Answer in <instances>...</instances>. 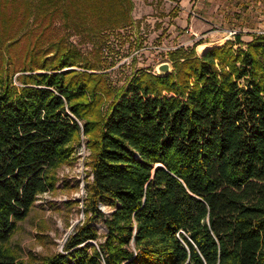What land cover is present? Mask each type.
Masks as SVG:
<instances>
[{"label": "trees", "instance_id": "trees-1", "mask_svg": "<svg viewBox=\"0 0 264 264\" xmlns=\"http://www.w3.org/2000/svg\"><path fill=\"white\" fill-rule=\"evenodd\" d=\"M133 8L0 0V264H31L9 241L82 135L86 218L37 264H264V36L201 54V42L179 46L169 74L141 70L115 89L53 38L58 20L99 32L129 23Z\"/></svg>", "mask_w": 264, "mask_h": 264}, {"label": "rangeland", "instance_id": "rangeland-1", "mask_svg": "<svg viewBox=\"0 0 264 264\" xmlns=\"http://www.w3.org/2000/svg\"><path fill=\"white\" fill-rule=\"evenodd\" d=\"M133 2L132 20L120 28H103L99 32L89 28L78 33L67 31L58 20L54 29L53 38L63 39L64 43L78 49L85 61L94 66L95 70L92 72L104 75L112 89L124 86L141 70L157 73V67L163 62H169L172 71V63L167 56L170 51L179 46L191 48L196 42L210 41L203 37L206 31L192 34L193 29L191 30L187 19L194 17L201 20L200 11L189 6L187 1L186 12L177 5L179 0ZM241 27L233 29L239 34ZM248 29H253L251 24L246 28ZM242 35L249 36L242 39L247 43L256 36H264V33L248 32ZM197 51L202 53L199 46ZM22 59L18 58L15 68L22 63ZM73 68L81 70L80 67ZM8 69L12 73L14 67ZM21 73L18 71L13 74L15 85L19 84L17 78ZM76 148L71 161L56 170L55 190L39 197L27 218L19 222L10 239L8 246L20 260L37 264L44 256L62 252L68 236L85 220L84 209L88 194L86 185L92 180L91 149L87 146L86 136H81ZM101 209L106 213L110 210L106 206H101ZM95 226L103 241L105 226L101 221H97Z\"/></svg>", "mask_w": 264, "mask_h": 264}, {"label": "crops", "instance_id": "crops-1", "mask_svg": "<svg viewBox=\"0 0 264 264\" xmlns=\"http://www.w3.org/2000/svg\"><path fill=\"white\" fill-rule=\"evenodd\" d=\"M186 1L189 6L200 11L201 20L194 17L187 19L193 29L192 34L206 31L203 37L210 39L199 46L207 45L211 48L224 44L227 32L238 26H242L239 34L243 40L249 36L242 33H264V0H179L183 12L187 11ZM249 24L253 29L246 30Z\"/></svg>", "mask_w": 264, "mask_h": 264}, {"label": "water", "instance_id": "water-1", "mask_svg": "<svg viewBox=\"0 0 264 264\" xmlns=\"http://www.w3.org/2000/svg\"><path fill=\"white\" fill-rule=\"evenodd\" d=\"M199 49H201V51H204L207 49V46H199ZM171 72V65L169 62H163L161 63L158 67H157V74L158 75H167Z\"/></svg>", "mask_w": 264, "mask_h": 264}, {"label": "built area", "instance_id": "built-area-1", "mask_svg": "<svg viewBox=\"0 0 264 264\" xmlns=\"http://www.w3.org/2000/svg\"><path fill=\"white\" fill-rule=\"evenodd\" d=\"M238 34V31L236 29H230L228 32H227V39H233L236 35Z\"/></svg>", "mask_w": 264, "mask_h": 264}, {"label": "bare ground", "instance_id": "bare-ground-1", "mask_svg": "<svg viewBox=\"0 0 264 264\" xmlns=\"http://www.w3.org/2000/svg\"><path fill=\"white\" fill-rule=\"evenodd\" d=\"M203 46V45H202Z\"/></svg>", "mask_w": 264, "mask_h": 264}]
</instances>
